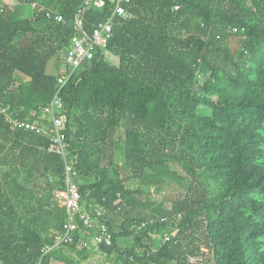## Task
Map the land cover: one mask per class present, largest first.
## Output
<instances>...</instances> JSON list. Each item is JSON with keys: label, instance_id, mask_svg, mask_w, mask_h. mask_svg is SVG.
Instances as JSON below:
<instances>
[{"label": "trees", "instance_id": "16d2710c", "mask_svg": "<svg viewBox=\"0 0 264 264\" xmlns=\"http://www.w3.org/2000/svg\"><path fill=\"white\" fill-rule=\"evenodd\" d=\"M103 1L51 0L54 10L18 0L32 6L29 17L0 3V110L37 118L64 69L49 74L48 63L64 57L80 11L87 34L112 17L114 3ZM125 7L130 17L113 18L107 52L62 90L82 202L112 216L113 244L98 247L117 252V264H264V0ZM49 144L0 118V264L89 258V233L54 247L67 219L53 199L65 164ZM142 187H160L162 201L139 200ZM118 237L133 242L120 250Z\"/></svg>", "mask_w": 264, "mask_h": 264}, {"label": "built area", "instance_id": "2783aa9c", "mask_svg": "<svg viewBox=\"0 0 264 264\" xmlns=\"http://www.w3.org/2000/svg\"><path fill=\"white\" fill-rule=\"evenodd\" d=\"M131 0H112L114 3L113 15L106 21L99 22L90 34L83 30V16L80 11L75 17L78 33L71 38L69 47L64 53L63 73L58 77V88L51 101L40 108V113L35 120H22L14 117L5 110H0V118L17 130L34 133L49 139L48 151L61 156L65 164V188L54 193V201L64 207L67 219L63 226V233L57 238L54 247L62 244H71L78 233H89L90 239L96 246H112L113 237L108 226V218L112 216L99 208L87 206L82 202L75 161L69 160L70 150L67 143L66 108L62 96L63 87L71 75L84 63L95 58L98 52H107L109 41L112 39L113 18H129L126 5ZM97 7L105 5L103 0H90ZM178 6L175 10H178ZM0 7V13H2ZM58 22H62L61 16H56ZM168 239V238H167ZM81 241V240H80ZM82 242V241H81ZM52 248H47L50 251Z\"/></svg>", "mask_w": 264, "mask_h": 264}, {"label": "rangeland", "instance_id": "374dc122", "mask_svg": "<svg viewBox=\"0 0 264 264\" xmlns=\"http://www.w3.org/2000/svg\"><path fill=\"white\" fill-rule=\"evenodd\" d=\"M51 0H45V4L46 5H50L51 9H55L54 7V3L50 2ZM1 4H6V5H10L13 6L14 11L18 14H21V16L24 17H29L32 14L33 8L32 6H22L18 0H0ZM106 59L110 62H112L113 64H117L118 63V58L113 56L110 53L106 54ZM64 66V57L58 56L53 58L49 63H48V67H47V72L49 74H54L57 73L59 71V68H63ZM125 130V124L122 125V127L119 130V135H122L123 131ZM128 186L129 188H132L134 190L140 188L139 185V181H130L128 182ZM143 189V190H142ZM143 194L139 195L138 198L139 200L142 199H152V200H157V201H162L161 199H163V197H155L157 196L160 191L157 194H154V190L152 187H150L149 189L146 188H141ZM177 196L176 192H171L169 194L165 195V198L170 202L173 201V199H175ZM113 219L116 221V225L118 226L121 222L120 219L118 218H114ZM117 230V229H116ZM132 239L131 238H127V237H118L116 239V246L122 250L125 247H130L132 244ZM81 247L82 244H79ZM88 249V254H89V258L85 261H80L79 264H117L116 262V258H117V252H114V254H112V256H108L105 253H103L100 248L96 245H94V243L91 241V239L86 243V246ZM72 256L74 257L75 260H80L78 255L76 253H72ZM51 264H62V263H51Z\"/></svg>", "mask_w": 264, "mask_h": 264}, {"label": "water", "instance_id": "95a60500", "mask_svg": "<svg viewBox=\"0 0 264 264\" xmlns=\"http://www.w3.org/2000/svg\"><path fill=\"white\" fill-rule=\"evenodd\" d=\"M160 187H157L155 190H154V194H157L159 191H160Z\"/></svg>", "mask_w": 264, "mask_h": 264}]
</instances>
